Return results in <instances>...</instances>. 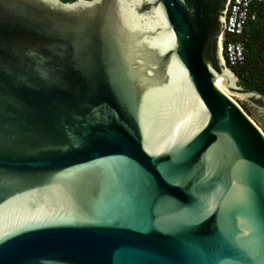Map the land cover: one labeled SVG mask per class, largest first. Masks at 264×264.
Instances as JSON below:
<instances>
[{
	"label": "water",
	"instance_id": "obj_1",
	"mask_svg": "<svg viewBox=\"0 0 264 264\" xmlns=\"http://www.w3.org/2000/svg\"><path fill=\"white\" fill-rule=\"evenodd\" d=\"M226 2L0 0V264H264Z\"/></svg>",
	"mask_w": 264,
	"mask_h": 264
},
{
	"label": "trees",
	"instance_id": "obj_2",
	"mask_svg": "<svg viewBox=\"0 0 264 264\" xmlns=\"http://www.w3.org/2000/svg\"><path fill=\"white\" fill-rule=\"evenodd\" d=\"M251 14L252 17L246 21L241 35L237 38L243 44V59L230 70L234 73L238 85L245 86L264 97V0L252 5ZM239 106L250 115L249 110L241 102ZM261 131L264 133V128Z\"/></svg>",
	"mask_w": 264,
	"mask_h": 264
},
{
	"label": "built area",
	"instance_id": "obj_3",
	"mask_svg": "<svg viewBox=\"0 0 264 264\" xmlns=\"http://www.w3.org/2000/svg\"><path fill=\"white\" fill-rule=\"evenodd\" d=\"M260 0H227L221 32L220 51L227 68L239 64L243 59V44L238 40L243 27L252 17L251 9Z\"/></svg>",
	"mask_w": 264,
	"mask_h": 264
},
{
	"label": "rangeland",
	"instance_id": "obj_4",
	"mask_svg": "<svg viewBox=\"0 0 264 264\" xmlns=\"http://www.w3.org/2000/svg\"><path fill=\"white\" fill-rule=\"evenodd\" d=\"M230 98L239 106L240 101L238 99L234 98L232 95H230ZM247 116L255 123V121L253 120V118L250 115H247ZM259 129L261 130V128H259Z\"/></svg>",
	"mask_w": 264,
	"mask_h": 264
},
{
	"label": "bare ground",
	"instance_id": "obj_5",
	"mask_svg": "<svg viewBox=\"0 0 264 264\" xmlns=\"http://www.w3.org/2000/svg\"><path fill=\"white\" fill-rule=\"evenodd\" d=\"M216 86H217V87H218V88H219L224 94H226L225 91H224L222 88H220L218 85H216ZM179 131H180V130H172V131H171V135L174 136V135L177 134V132H179Z\"/></svg>",
	"mask_w": 264,
	"mask_h": 264
},
{
	"label": "flooded vegetation",
	"instance_id": "obj_6",
	"mask_svg": "<svg viewBox=\"0 0 264 264\" xmlns=\"http://www.w3.org/2000/svg\"><path fill=\"white\" fill-rule=\"evenodd\" d=\"M69 1H73V0H69Z\"/></svg>",
	"mask_w": 264,
	"mask_h": 264
}]
</instances>
